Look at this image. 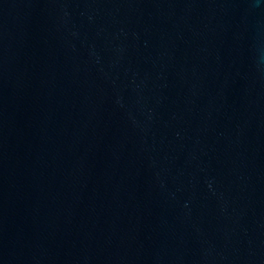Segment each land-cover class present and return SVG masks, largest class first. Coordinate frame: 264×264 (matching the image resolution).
<instances>
[{"label":"water","instance_id":"water-1","mask_svg":"<svg viewBox=\"0 0 264 264\" xmlns=\"http://www.w3.org/2000/svg\"><path fill=\"white\" fill-rule=\"evenodd\" d=\"M0 264H264V0H0Z\"/></svg>","mask_w":264,"mask_h":264}]
</instances>
